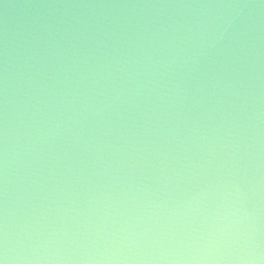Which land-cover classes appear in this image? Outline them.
Returning <instances> with one entry per match:
<instances>
[{
  "label": "water",
  "instance_id": "obj_1",
  "mask_svg": "<svg viewBox=\"0 0 264 264\" xmlns=\"http://www.w3.org/2000/svg\"><path fill=\"white\" fill-rule=\"evenodd\" d=\"M0 264H264V0H0Z\"/></svg>",
  "mask_w": 264,
  "mask_h": 264
}]
</instances>
